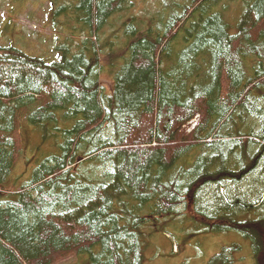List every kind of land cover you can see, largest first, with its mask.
Here are the masks:
<instances>
[{
    "label": "trees",
    "instance_id": "1",
    "mask_svg": "<svg viewBox=\"0 0 264 264\" xmlns=\"http://www.w3.org/2000/svg\"><path fill=\"white\" fill-rule=\"evenodd\" d=\"M71 1L55 10L86 37L58 45L61 60L0 46V264H143V227L185 203L264 264V0L233 33L238 0L165 1L148 23L124 16L130 0ZM37 131L57 150L10 192Z\"/></svg>",
    "mask_w": 264,
    "mask_h": 264
},
{
    "label": "rangeland",
    "instance_id": "2",
    "mask_svg": "<svg viewBox=\"0 0 264 264\" xmlns=\"http://www.w3.org/2000/svg\"><path fill=\"white\" fill-rule=\"evenodd\" d=\"M165 1L169 0H130L131 11L124 12V16L134 12L148 23V19L163 7ZM247 1L249 0H238L237 3L230 4L231 9L224 16L229 24L230 33L238 31ZM71 2V0H0V46H14L28 54L42 57L48 62L61 60V56L56 51L58 45L68 38L81 40L86 37L85 31L77 35L73 34L71 26L74 22L68 17L71 15L70 11H67V17L62 14L60 17L55 10L58 5ZM53 17L59 18L57 24L53 22ZM117 23L120 21L117 20ZM144 26H146L145 22ZM107 29L112 32L116 26H108ZM76 44L73 42L74 48ZM108 74V72L103 74L106 80L103 82L105 87L106 84L107 86L110 84ZM43 138L42 133L38 131L23 137L24 145L30 147L10 175L7 181L8 191L14 192L30 181L40 161L46 155L56 152V137L46 140ZM257 177L258 175L255 174L251 180ZM241 186L247 188L246 184ZM178 210L183 211V215L169 217L162 222H151L150 226L143 227L145 233L152 230L146 237L149 246L145 251L143 264H211V259L222 253H225V257L218 264H257L251 240L242 233L235 230L214 231L195 223L198 218L195 221L192 219L193 210L188 203L181 205ZM245 217L241 216L240 220H244ZM172 243L174 253L170 248ZM74 260L75 258H70L60 264H69Z\"/></svg>",
    "mask_w": 264,
    "mask_h": 264
},
{
    "label": "water",
    "instance_id": "3",
    "mask_svg": "<svg viewBox=\"0 0 264 264\" xmlns=\"http://www.w3.org/2000/svg\"><path fill=\"white\" fill-rule=\"evenodd\" d=\"M103 81H104V78L102 77L101 82H103Z\"/></svg>",
    "mask_w": 264,
    "mask_h": 264
}]
</instances>
